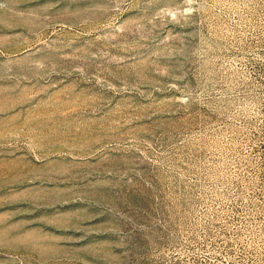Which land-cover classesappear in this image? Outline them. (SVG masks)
<instances>
[{
  "label": "rangeland",
  "instance_id": "rangeland-1",
  "mask_svg": "<svg viewBox=\"0 0 264 264\" xmlns=\"http://www.w3.org/2000/svg\"><path fill=\"white\" fill-rule=\"evenodd\" d=\"M0 264H264V0H0Z\"/></svg>",
  "mask_w": 264,
  "mask_h": 264
},
{
  "label": "bare ground",
  "instance_id": "bare-ground-1",
  "mask_svg": "<svg viewBox=\"0 0 264 264\" xmlns=\"http://www.w3.org/2000/svg\"><path fill=\"white\" fill-rule=\"evenodd\" d=\"M20 11V10H19Z\"/></svg>",
  "mask_w": 264,
  "mask_h": 264
}]
</instances>
